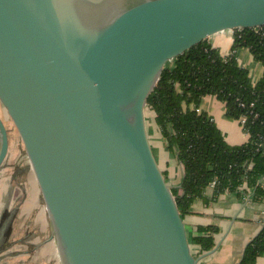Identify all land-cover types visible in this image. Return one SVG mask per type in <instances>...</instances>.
<instances>
[{
  "label": "water",
  "instance_id": "1",
  "mask_svg": "<svg viewBox=\"0 0 264 264\" xmlns=\"http://www.w3.org/2000/svg\"><path fill=\"white\" fill-rule=\"evenodd\" d=\"M219 36L230 53L263 52L264 0H0V171L11 131L59 264H199L217 251L193 253L145 109L167 64L220 52Z\"/></svg>",
  "mask_w": 264,
  "mask_h": 264
},
{
  "label": "trees",
  "instance_id": "2",
  "mask_svg": "<svg viewBox=\"0 0 264 264\" xmlns=\"http://www.w3.org/2000/svg\"><path fill=\"white\" fill-rule=\"evenodd\" d=\"M247 40L253 41L252 38ZM206 49L194 48L167 64L145 109L151 114L165 150L173 154L182 167L179 187H172V193L183 219L191 213L194 201L206 199L205 192L211 183L214 187L210 201L226 192L242 199L239 188L245 183L247 188L254 190V200L264 202V189L257 185L260 178L264 179V143L261 145L264 71L253 83L235 54L222 57L219 52ZM253 57L264 66V51L260 50ZM206 96L215 97L225 106L227 118L236 121L243 116L246 118L244 128L248 136L245 143L228 145L211 117L199 111ZM239 103L245 107H240ZM163 174L169 183L164 171ZM218 233L214 226H198L193 236L188 235L193 253L199 256L212 250ZM262 255L264 226L246 246L240 264H256Z\"/></svg>",
  "mask_w": 264,
  "mask_h": 264
},
{
  "label": "crops",
  "instance_id": "3",
  "mask_svg": "<svg viewBox=\"0 0 264 264\" xmlns=\"http://www.w3.org/2000/svg\"><path fill=\"white\" fill-rule=\"evenodd\" d=\"M215 44L221 48L220 55L227 56L231 54L227 50V39L223 36L216 38ZM245 53V51H243ZM248 54V53H247ZM239 65L249 72V77L253 83H256L263 75V65L256 61L250 54L248 57L235 54ZM199 111L207 113L224 136L225 141L230 146H239L247 141V135L240 126V132L229 119L225 118V106L213 96H206L202 99ZM218 122H220L218 124ZM167 157L161 161L164 166V172L172 187H179L183 176L181 165L172 157L170 161L172 167L168 168ZM162 170V169H161ZM25 176V183H29L35 197L41 205V212L49 230V224L46 214L43 210L40 196L37 192L29 166L22 153L16 136L9 132V150L7 158L0 171V193L3 195L7 189H15L21 186L19 177ZM181 194V190L179 191ZM212 190L209 188L205 192L206 199H197L191 207V213L185 217L184 222L189 236H193L198 226H214L218 228L219 233L215 236V243L221 241L217 251L209 257L201 260L199 264H238L246 244L258 235L262 227L256 221L255 215L262 206L252 207L243 203L242 199L235 194L224 193L216 200L210 201ZM4 214V210L1 212ZM55 255V264H59L55 252L54 243L50 241L49 236L46 240ZM40 260V259H38ZM256 264H264V255L259 257Z\"/></svg>",
  "mask_w": 264,
  "mask_h": 264
},
{
  "label": "rangeland",
  "instance_id": "4",
  "mask_svg": "<svg viewBox=\"0 0 264 264\" xmlns=\"http://www.w3.org/2000/svg\"><path fill=\"white\" fill-rule=\"evenodd\" d=\"M238 53L248 57L246 51ZM145 114L149 117V120L148 117L146 119L148 121V139L154 156L164 171V166H161L163 158L167 157V165L170 168L173 164L170 159L172 157L175 159V156L165 150L163 140L150 117L151 114L146 110ZM225 118L227 117L225 116ZM231 120L229 119V121ZM231 122L240 132L239 121L232 120ZM216 127L219 130V127ZM19 179L21 186L11 190L7 189L3 195L0 193V213L4 210L5 215L11 217L0 245V261L1 258H4L3 264H55V255L46 242L49 230L41 212V205L30 184L25 183V176L19 177Z\"/></svg>",
  "mask_w": 264,
  "mask_h": 264
},
{
  "label": "built area",
  "instance_id": "5",
  "mask_svg": "<svg viewBox=\"0 0 264 264\" xmlns=\"http://www.w3.org/2000/svg\"><path fill=\"white\" fill-rule=\"evenodd\" d=\"M220 54V53H219ZM229 55H233V53L229 54ZM227 55V56H229ZM227 56H224V57H227ZM223 57V56H222ZM253 57V56H252ZM254 58V57H253ZM260 62V61H259ZM262 65L263 63L260 62ZM264 67V66H263ZM239 106L244 108L245 105L243 103H239ZM253 105H249V107H252ZM245 121H246V118L243 116L241 117L239 123L244 131V133L248 136V131L244 128L245 126ZM262 139V143L261 145L264 143V135L263 137L261 138ZM251 166H249L250 168ZM258 186L262 187L264 189V179H259L258 180V183H257ZM213 187H214V183H211L210 184V189L213 190ZM239 191L243 194V197H242V201L243 203L245 204H249L250 206L252 207H257V206H262V210L260 208L259 212L255 215V218H256V221L258 222V224L263 227L264 226V202L261 203V202H257L256 200H254V190L253 189H249L247 188L246 184L244 183L240 188H239Z\"/></svg>",
  "mask_w": 264,
  "mask_h": 264
},
{
  "label": "flooded vegetation",
  "instance_id": "6",
  "mask_svg": "<svg viewBox=\"0 0 264 264\" xmlns=\"http://www.w3.org/2000/svg\"><path fill=\"white\" fill-rule=\"evenodd\" d=\"M134 1V0H133ZM5 215V212H4V214L2 215L1 213H0V233H1V231H2V229H3V226H4V224L8 221V223H9V218H10V215L7 217L6 215ZM8 225V224H7ZM5 230H6V228H5ZM4 230V231H5ZM3 242V241H2ZM2 242H1V244H2ZM2 260L0 261V264H3V259L4 258H1Z\"/></svg>",
  "mask_w": 264,
  "mask_h": 264
}]
</instances>
